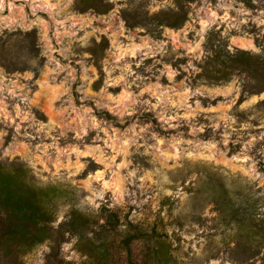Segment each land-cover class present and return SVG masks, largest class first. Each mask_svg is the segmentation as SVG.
Segmentation results:
<instances>
[{
    "label": "rangeland",
    "instance_id": "1",
    "mask_svg": "<svg viewBox=\"0 0 264 264\" xmlns=\"http://www.w3.org/2000/svg\"><path fill=\"white\" fill-rule=\"evenodd\" d=\"M109 1L107 12H82L77 0H0V160L72 189L55 226L73 206H106L157 223L174 264H261L264 247L254 256L239 246L223 207L226 189L235 208L255 203L263 216L264 86L245 73L220 83L198 74L210 41L264 53V0H195L181 27L159 35L127 17L174 0ZM78 237L68 235L61 255L82 264ZM51 246L25 264H46Z\"/></svg>",
    "mask_w": 264,
    "mask_h": 264
},
{
    "label": "trees",
    "instance_id": "2",
    "mask_svg": "<svg viewBox=\"0 0 264 264\" xmlns=\"http://www.w3.org/2000/svg\"><path fill=\"white\" fill-rule=\"evenodd\" d=\"M193 1L174 0L173 7L154 13L137 10L127 20L131 26H146L159 35L163 27H181L189 19V5ZM244 1L252 3V0ZM77 6L82 12L90 8L107 12L112 4L109 0H77ZM207 51L200 62L199 79L220 83L245 73L264 86V53L231 50L225 40L210 41ZM93 59L103 74L102 55L94 51ZM71 190L39 184L26 164L0 160V264H25V256L47 240L52 241V246L46 264H75L61 255V245L68 235L79 236L77 248L87 256L82 264H174L176 259L168 233L157 223L135 221L123 216L120 210L105 206L99 213H87L73 206L69 217L55 226L57 201ZM224 191L229 203H224L223 211L233 212L232 219L241 239L239 246L250 244L252 255L259 254L264 247V211L261 216L253 203V209L244 213L234 207L228 190ZM261 259L264 264V255Z\"/></svg>",
    "mask_w": 264,
    "mask_h": 264
}]
</instances>
